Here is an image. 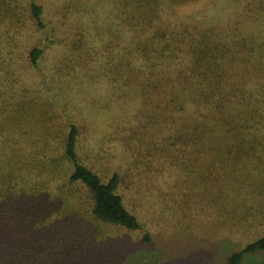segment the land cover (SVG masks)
Listing matches in <instances>:
<instances>
[{
	"label": "trees",
	"instance_id": "1",
	"mask_svg": "<svg viewBox=\"0 0 264 264\" xmlns=\"http://www.w3.org/2000/svg\"><path fill=\"white\" fill-rule=\"evenodd\" d=\"M205 1L0 0V264H133L141 198L166 190L157 166L236 177L249 207L264 173V0H227L212 22L197 18ZM105 90L110 126L91 145ZM259 251L264 236L224 264Z\"/></svg>",
	"mask_w": 264,
	"mask_h": 264
},
{
	"label": "rangeland",
	"instance_id": "2",
	"mask_svg": "<svg viewBox=\"0 0 264 264\" xmlns=\"http://www.w3.org/2000/svg\"><path fill=\"white\" fill-rule=\"evenodd\" d=\"M228 5L227 0L202 2L197 18L210 22L221 19L227 14ZM106 90L103 103L96 104L87 116V140L91 145L98 144L104 137L103 130L110 126L108 113L101 107L111 105ZM146 150L126 147L122 155L128 158L129 154ZM196 165L199 167L200 161ZM204 174L177 166H167L160 172L157 166L156 183L164 184L166 190L150 191L141 198L139 214L147 225L138 233L140 243L130 253L133 264H224L228 254L264 236V173H256L251 180L253 201L249 207L237 201L236 177L230 176L223 186L221 179L217 185ZM207 193L214 195L212 205L206 201ZM220 197L230 204L224 205ZM133 199L138 203L139 196L135 194ZM146 232L150 234L149 243L142 241ZM240 264H264V251L245 255Z\"/></svg>",
	"mask_w": 264,
	"mask_h": 264
}]
</instances>
